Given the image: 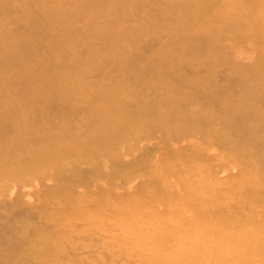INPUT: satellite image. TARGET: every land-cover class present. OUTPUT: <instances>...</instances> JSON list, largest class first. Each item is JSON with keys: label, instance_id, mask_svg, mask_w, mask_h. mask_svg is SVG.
Here are the masks:
<instances>
[{"label": "rangeland", "instance_id": "rangeland-1", "mask_svg": "<svg viewBox=\"0 0 264 264\" xmlns=\"http://www.w3.org/2000/svg\"><path fill=\"white\" fill-rule=\"evenodd\" d=\"M231 68L264 73V1L0 0V264H264L248 181L264 183V145L227 155V112L201 123L218 143L155 126L164 109H264V80Z\"/></svg>", "mask_w": 264, "mask_h": 264}, {"label": "bare ground", "instance_id": "bare-ground-1", "mask_svg": "<svg viewBox=\"0 0 264 264\" xmlns=\"http://www.w3.org/2000/svg\"><path fill=\"white\" fill-rule=\"evenodd\" d=\"M250 1L253 3L256 1L261 2L264 0H250ZM63 36H66V35L63 34ZM200 36H202L201 39L203 41L208 40V37L206 35L200 34ZM201 67L203 68V70L205 72H203L201 70ZM180 69H182V68H180ZM189 69H192L195 72H197L199 70L200 72L204 73L205 75L208 74L207 76L214 74V71L211 70L210 68H208V66L207 67L206 66H199V67H193V68L190 67ZM182 70H180V72H184ZM244 70L242 68H238L234 72V70L231 68V70H227V73H225V74H224L225 71L222 72V70H219L218 72H219V76L222 75V77L225 78L226 80H228V78H230V79L233 78V80H234L233 84H237V85H242L243 83H249V81L252 82L250 84H254V83L257 84V83H259V81L264 80V73L262 75H260L259 74L260 72L258 69H257L258 71H254V72H248V71L244 72ZM174 74H175V72H174ZM249 75H251V77H248ZM224 82L226 83V81H224ZM223 86H225V85L223 84ZM260 97L264 100V94H259V95H256V98L258 99L257 101H260ZM236 105H237V107H240V109H214L211 112H205L204 111L205 109H185V110L184 109H177V111H173L172 109H168V110L164 109V110L160 111V112H162L161 114L163 117L159 113L162 119H156L157 121L155 123L156 124L155 126H162L163 124L170 122L176 126V128H175V133L177 135L176 139L178 137L180 139V138H184L188 135H196L197 137L198 136L201 137V139L203 140V145H207L208 142L209 143L210 142L211 143H216V142L218 143L221 141H225L224 140L225 137H222V136H224V135H222L223 133H221L220 131L218 133L217 131H215V129L208 128V127L202 128L201 123H208L211 121H215L216 119L218 120V118H219L218 113L227 112L230 115L227 116V118L226 117L225 118L231 124L230 127L233 128L234 135L237 138L233 140L234 142L225 143L224 145H226V147L229 150V153L227 155H229L231 152L233 155L238 157V160H240L242 155L244 153H246L245 149L243 150V148H242L244 146V145H241L242 143L244 144L250 140H254L255 145H257V144H263L264 145V109H258V107L256 106L257 105L256 103L252 104V105H248L245 101H243L241 99H238V102L236 103ZM66 112H68V111L60 110V112H58L57 115L55 114V112L51 113L50 114V115H52L51 119L52 120L59 119V121L61 119H64L63 124L65 125L69 121L70 116H73L74 114H76L73 112H69L66 114ZM105 113H106V109H102V113H101V116L103 117L102 120H105V115H106ZM55 115L58 118L55 117ZM151 125H153V124L151 123ZM150 140H152V139H150ZM256 158H257L256 164L261 167L259 170V174H260V176L261 175L264 176V159H263L264 157H261V158L256 157ZM226 159L227 158H225V156H223L220 159H217L218 162L214 161V163L209 166V171H208L209 176H211L213 174H217L218 172L219 173L222 172V170H221L222 166L221 165H224V164L226 165V163H225ZM42 173H43L42 169H36L34 171H31L28 169H26V170L22 169V170H20L19 173H16V175H14V177H12V180H17V181H20L22 183H26L31 178L38 177V175L41 176L40 174H42ZM17 181H16V183H18ZM248 181H249V184L251 185L249 189H252L249 191V192H251L250 194L263 195V199H264V183L261 185V188H259V187L255 188V186H253V184H251L252 181H250V180H248ZM189 205H188V207H189ZM189 209H190V207H189ZM211 212H214V211L211 209ZM204 217H205V215H204ZM204 217H202V218H204ZM243 217H244V215L239 216L238 219H242ZM247 218H252V216H249ZM192 219H194V218H192ZM218 230H219V233H216V234H217V237H219L221 239L227 238L229 236L231 237V235L233 234L232 232H234V231L231 232V231L227 230L224 225H223L221 230H220V228ZM204 241H206V239ZM201 249H202V247H201Z\"/></svg>", "mask_w": 264, "mask_h": 264}]
</instances>
